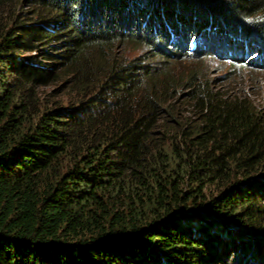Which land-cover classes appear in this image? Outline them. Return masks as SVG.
Listing matches in <instances>:
<instances>
[{"label":"trees","instance_id":"1","mask_svg":"<svg viewBox=\"0 0 264 264\" xmlns=\"http://www.w3.org/2000/svg\"><path fill=\"white\" fill-rule=\"evenodd\" d=\"M252 51L264 0H0V264H264V117L170 70Z\"/></svg>","mask_w":264,"mask_h":264},{"label":"rangeland","instance_id":"2","mask_svg":"<svg viewBox=\"0 0 264 264\" xmlns=\"http://www.w3.org/2000/svg\"><path fill=\"white\" fill-rule=\"evenodd\" d=\"M142 53L134 46H118L113 55L118 59H132ZM26 56V55H22ZM261 54L252 51L242 61L223 60L219 57H205L200 60H182L171 63L170 70L174 76H186L187 72L198 69L202 78L213 92L225 94L231 99L242 100L248 109L264 117V63ZM183 92L182 95H184ZM44 99L63 100L64 93L51 88L42 90ZM184 104L183 101H180ZM190 118L191 111L185 105L179 109ZM190 112V113H189Z\"/></svg>","mask_w":264,"mask_h":264}]
</instances>
